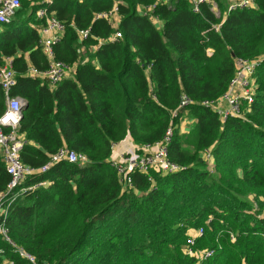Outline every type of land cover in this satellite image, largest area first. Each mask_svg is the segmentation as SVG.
Masks as SVG:
<instances>
[{
	"label": "trees",
	"instance_id": "1",
	"mask_svg": "<svg viewBox=\"0 0 264 264\" xmlns=\"http://www.w3.org/2000/svg\"><path fill=\"white\" fill-rule=\"evenodd\" d=\"M43 1L21 0L0 26V68L12 58L10 96L25 101L20 159L39 169L66 149L88 162L61 161L26 178L21 188L45 186L20 193L10 208L12 242L35 264H264V0L231 12L211 0L217 12L204 3L198 13L190 0ZM115 5L116 28L95 18ZM42 8L65 24L53 53L72 69L54 87L28 73L48 68L38 45ZM80 30H89L81 41ZM116 30L121 38L107 41ZM237 58L257 64L254 100L223 123L202 103L227 91ZM182 96L192 103L180 107ZM5 109L0 87V116ZM171 126L168 157L182 170L136 172L133 189L122 191L109 163L113 145H150ZM9 180L0 156V193ZM200 228L195 250L214 255L198 263L185 242ZM3 260L30 264L0 238Z\"/></svg>",
	"mask_w": 264,
	"mask_h": 264
},
{
	"label": "built area",
	"instance_id": "2",
	"mask_svg": "<svg viewBox=\"0 0 264 264\" xmlns=\"http://www.w3.org/2000/svg\"><path fill=\"white\" fill-rule=\"evenodd\" d=\"M31 1V0H28ZM53 0H44L46 4H50ZM227 2V12L236 9H247L254 6L253 0H225ZM193 13L199 12V6L207 3L211 10L217 12L216 3L211 0H190ZM21 7V0H0V26L8 24L16 12ZM37 18L44 19V24L40 28L39 49L45 56L48 62V68L44 72H36L34 69L28 71L29 76H37L45 79L52 87L62 82L67 77L71 76L72 69L55 59L53 46L58 43L64 36L65 24L58 21L55 16L44 8L37 11ZM96 19L105 20L111 23L114 28L118 25V7L115 5L110 11L96 14ZM215 31H218L219 26H213ZM79 40H84L89 35V30H80L77 32ZM121 38V33L116 30L107 41L114 42ZM101 40L99 45L103 44ZM3 66L0 68V87L6 98V109L0 116V156L5 166L6 173L10 180L3 192L0 193V238L10 245L17 255L30 264H35V259L27 253L23 248L16 246L9 236V230L6 226L7 217L13 203L18 198L20 193L33 191L36 187L45 186L41 183L37 186L29 188H21L26 178L38 171L44 173L49 168L58 162L67 161L68 163L83 165L88 162L86 155L60 149L55 154L50 156L49 161L39 169L31 168L22 163L20 152L25 144L24 138L18 134V126L21 118V110L25 101L19 96H10L11 87L15 84V72L12 68V58L6 57L3 60ZM257 64L241 58L235 59V72L227 91L216 101L203 102L202 105L212 108L219 115L220 120L224 123L229 118L239 117L242 114L243 105L253 103L255 85L253 74ZM192 101L186 96H182L180 107H185L191 104ZM186 126V121L181 129ZM174 134V126L167 129L164 137L159 142L150 145L132 144L131 151L120 154L115 153L118 146L117 143L112 147V153L109 158L111 167L115 170L118 183L122 191L133 189L132 175L136 172L148 174L150 171L160 172L161 174H174L182 167L177 163L170 161L168 157V146ZM207 153V157H208ZM152 181L151 178L148 179ZM254 210L259 207L255 202H252ZM264 214V206L261 209ZM204 234L203 228L191 230L188 233L185 242V252L189 257H195L199 262L210 259L214 252L206 249L202 251L195 250L196 240L200 239ZM233 239V237H231ZM0 264H12L11 262H0Z\"/></svg>",
	"mask_w": 264,
	"mask_h": 264
},
{
	"label": "crops",
	"instance_id": "3",
	"mask_svg": "<svg viewBox=\"0 0 264 264\" xmlns=\"http://www.w3.org/2000/svg\"><path fill=\"white\" fill-rule=\"evenodd\" d=\"M129 140L133 143L132 139L130 138L125 139L124 141L118 144V146L115 149V153L120 154L123 152L131 151L133 146Z\"/></svg>",
	"mask_w": 264,
	"mask_h": 264
}]
</instances>
